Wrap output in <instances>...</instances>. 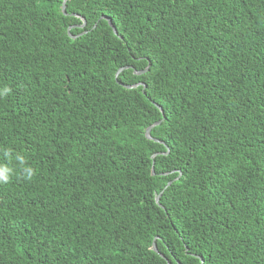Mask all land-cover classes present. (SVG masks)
Here are the masks:
<instances>
[{"label": "trees", "instance_id": "1", "mask_svg": "<svg viewBox=\"0 0 264 264\" xmlns=\"http://www.w3.org/2000/svg\"><path fill=\"white\" fill-rule=\"evenodd\" d=\"M63 2L0 0V264H264V0Z\"/></svg>", "mask_w": 264, "mask_h": 264}, {"label": "water", "instance_id": "2", "mask_svg": "<svg viewBox=\"0 0 264 264\" xmlns=\"http://www.w3.org/2000/svg\"><path fill=\"white\" fill-rule=\"evenodd\" d=\"M69 1H72V0H64V2H63L62 9H63V13H64L65 15H67V13H66V5H67V2H69ZM72 16H74V17H78V16L75 15V14H73ZM103 19L109 22V25H110L111 28L113 29L114 34H115V35H118L117 29L114 27V25H113V23H112V20L109 19V18H107V17H104ZM86 25H87V23L84 21V24L81 25L80 28L83 29V28L86 27ZM95 28H96V26L94 27V29H95ZM73 38L76 39L77 37H73ZM127 69H133V67H125V68L120 69V70L118 71L117 75H116V80H118L119 75H120L123 71H125V70H127ZM148 71H149V67H148L145 71H141V72H137V71L134 70V74H136V75H144V74H146ZM121 86H124V85L121 84ZM140 86H143L144 88H146V86H145L144 84H138V85H134V86H128V85H126V86H124V87H125L126 89H137V88L140 87ZM143 93H144V91H143ZM155 105H156V104H155ZM156 106H157L158 109H160V110L162 111V109H161L158 105H156ZM162 112H163V111H162ZM157 125H159V123H158V124H155L154 126H152V127H150V128L147 129V131H146V136H147L148 139H152V137H151V132H152L153 128H154L155 126H157ZM155 141H156V142H159L158 140H155ZM167 154H168V153H167ZM155 157H156V155L153 156V159H154ZM153 175H155V173H154V168H153ZM171 185H172V183H169V184H168V186H171ZM160 199H161V195H159V196L157 197V199H156L157 204L160 203ZM153 249H154V251L158 252V250H157V246H156L155 243H154V245H153Z\"/></svg>", "mask_w": 264, "mask_h": 264}, {"label": "clouds", "instance_id": "3", "mask_svg": "<svg viewBox=\"0 0 264 264\" xmlns=\"http://www.w3.org/2000/svg\"><path fill=\"white\" fill-rule=\"evenodd\" d=\"M9 91H10V90H9ZM28 178L30 179V178H31V175H29ZM2 179L6 182V181H8L9 177L5 176V177H3Z\"/></svg>", "mask_w": 264, "mask_h": 264}]
</instances>
